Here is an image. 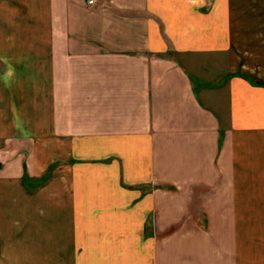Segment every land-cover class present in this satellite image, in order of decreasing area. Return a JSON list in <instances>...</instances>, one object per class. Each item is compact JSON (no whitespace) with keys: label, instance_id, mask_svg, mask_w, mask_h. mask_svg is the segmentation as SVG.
<instances>
[{"label":"crops","instance_id":"crops-1","mask_svg":"<svg viewBox=\"0 0 264 264\" xmlns=\"http://www.w3.org/2000/svg\"><path fill=\"white\" fill-rule=\"evenodd\" d=\"M0 264H264V0H0Z\"/></svg>","mask_w":264,"mask_h":264},{"label":"built area","instance_id":"built-area-1","mask_svg":"<svg viewBox=\"0 0 264 264\" xmlns=\"http://www.w3.org/2000/svg\"><path fill=\"white\" fill-rule=\"evenodd\" d=\"M95 3V0H89V4L93 5Z\"/></svg>","mask_w":264,"mask_h":264},{"label":"trees","instance_id":"trees-1","mask_svg":"<svg viewBox=\"0 0 264 264\" xmlns=\"http://www.w3.org/2000/svg\"><path fill=\"white\" fill-rule=\"evenodd\" d=\"M24 180L27 182L29 180V178L27 177V175L24 176Z\"/></svg>","mask_w":264,"mask_h":264}]
</instances>
